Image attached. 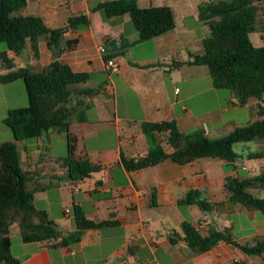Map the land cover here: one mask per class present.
Wrapping results in <instances>:
<instances>
[{
    "label": "crops",
    "instance_id": "1",
    "mask_svg": "<svg viewBox=\"0 0 264 264\" xmlns=\"http://www.w3.org/2000/svg\"><path fill=\"white\" fill-rule=\"evenodd\" d=\"M100 1L105 0H28L20 13L39 15L51 28L64 26L70 15H88L90 25L87 29L80 34L65 32L61 41L63 51L58 59L75 71L90 74L85 83L74 86L78 103L72 101L69 131L76 137L74 156H86L100 164L101 169L87 176L93 177V182L88 184L81 179L72 180L64 164L68 153L66 132L64 138H58L65 143L66 154L55 155L51 151L55 146V134L62 132L60 129H51L31 143L16 141V147L18 150V143H22L21 154L25 159L22 165L37 168L40 182L48 187L34 193L33 204L47 211L61 233L75 229L74 205L80 206L88 219L110 223L84 230L79 241L66 246L21 242L17 253L12 250L13 255L20 260L19 264H232L236 261L264 264V255L248 256L225 242L196 252L180 238L183 221L195 226L200 223L202 232L210 227L225 228L220 220L224 221L230 212L254 221V212L236 204H220L214 209L217 215L205 219L196 205H186L182 200L189 189L196 188L209 201L223 202L225 175H237L241 170L247 171L246 167L253 171L261 167L262 170L248 171V175L263 172L264 157L247 159L240 155L235 161L236 169L228 172L223 169L225 161L218 158H200L183 165L165 159L134 171L125 170L120 159L121 153L127 158L146 153L148 143L141 131L142 122L174 119L180 131L202 126L209 136H222L234 127L257 119L258 105L264 110V96L261 100L251 99L244 106H237L233 92L212 85L205 65L185 63L190 53L202 51V39L209 34L207 24L198 19L200 3L197 1L176 0L168 5L174 13V29L141 42H135L137 31H126L125 25L131 21L128 14L105 19L99 11H91ZM143 2L147 6L163 5V0ZM261 5L264 12V3ZM93 21L96 27H92ZM199 25L204 29L200 34L194 29ZM72 37H78V42L64 48V39ZM107 40H114L118 48L125 42L131 43L122 49L128 53L122 62L114 57L118 71L111 84L107 83L111 72L98 50V46H104L106 52L111 51ZM194 44L198 46L196 49ZM4 49L0 46V51ZM185 51L187 58L183 57ZM8 56L14 57L11 52ZM26 56L29 60L25 65L33 70L48 66L54 59L43 36L39 38V56L32 58L34 61L30 60L29 52ZM15 57L14 63L19 61ZM169 58L170 65L164 62ZM177 62L183 63L177 67ZM5 71L0 62V74ZM99 73H107V79H97ZM109 96L114 98L113 102ZM26 104L24 84L0 82V143L13 141L10 129L2 122L7 110ZM158 138L165 152H172L173 148L165 141L166 132L159 133ZM260 146L263 148L264 143ZM19 161H22L20 154ZM60 214L69 219L68 227L58 223ZM260 222L263 225L258 231L234 235L235 238L245 241L263 234L264 218ZM230 226L234 229L232 223ZM12 246L11 241V249Z\"/></svg>",
    "mask_w": 264,
    "mask_h": 264
},
{
    "label": "trees",
    "instance_id": "2",
    "mask_svg": "<svg viewBox=\"0 0 264 264\" xmlns=\"http://www.w3.org/2000/svg\"><path fill=\"white\" fill-rule=\"evenodd\" d=\"M28 0H0V62L6 69L0 74L1 83L21 79L27 104L10 108L2 122L7 126L13 141L0 143V264H19L11 249L10 231L13 225L18 228L24 243H41L50 247L66 246L80 240L86 229H98L109 221L88 219L80 206H73L75 229L61 233L55 221L46 210L33 204V196L47 185L39 179L37 168L31 169L20 164L16 141L36 139L51 129L66 132L67 156L64 164L72 180H80L101 169V165L86 156H74L76 137L69 131V117L72 114V101L78 103L74 86L85 83L90 74L75 71L69 64L58 59L63 48L61 41L67 30L81 33L90 25L86 13L70 15L62 27H49L44 19L35 14H21ZM262 5L254 0H209L198 4V19L205 22L209 34L202 39V51L190 53L185 63L205 65L212 85L217 89L230 90L235 95V105L244 106L249 100H261L264 96V12ZM91 11H99L104 18L128 14L138 33L135 42L149 40L169 32L175 27L173 10L168 5L141 6L137 0H105L97 2ZM258 31L261 46H254L249 34ZM43 36L47 48L54 59L40 70L30 66H16L14 57L27 47L34 58L39 56V38ZM78 42V37L64 39V48ZM110 52L103 60L126 54L122 50L131 43L116 46L114 40H107ZM120 51V52H119ZM11 52L14 57H9ZM183 62H177L178 67ZM263 102V101H262ZM258 118L241 126L234 127L222 136H209L202 126L180 131L174 119L161 122H142L140 127L148 143L143 155L127 158L122 153L120 159L127 171L154 166L165 159L183 165L200 158H218L225 161V172L235 170V161L240 157L233 146L239 142L264 138V110L259 104ZM166 132V143L173 148L165 152L158 134ZM247 159L264 157V147L246 153ZM264 187V171L253 175L226 174L224 188L226 198L221 203L209 201L200 190L189 189L182 203L196 205L201 211L212 212L220 204H239L249 212H259L264 217V197L250 191ZM184 244L196 252L211 249L218 242H225L248 256L264 255V233L238 241L231 226L221 230L207 228L205 232L189 221L181 223ZM232 264H245L236 261Z\"/></svg>",
    "mask_w": 264,
    "mask_h": 264
},
{
    "label": "rangeland",
    "instance_id": "3",
    "mask_svg": "<svg viewBox=\"0 0 264 264\" xmlns=\"http://www.w3.org/2000/svg\"><path fill=\"white\" fill-rule=\"evenodd\" d=\"M176 0H163L162 4L163 5H173L175 3ZM194 1H197L198 3H202L203 1H207V0H194ZM255 1H258V5H261V3H264V0H262V2L260 0H255ZM140 5L141 6H147L148 4H143V0H140ZM193 8H196L195 7V4L193 5ZM68 8H66L67 10ZM114 17V16H113ZM104 18V17H103ZM111 18V17H110ZM105 19H109V18H105ZM191 19V18H189ZM203 25H199V26H195V31L197 33H202V31L204 30ZM92 27H96L95 25V22L93 21L92 23ZM125 28H126V31H136V29L134 28L133 24L131 21H129V23L127 25H125ZM249 38H250V41L252 42V44L254 46H261L262 45V41L260 39V33L258 31H254V32H251L249 34ZM0 46H4L3 43H0ZM194 47L196 49V47H198L196 44H194ZM200 47H202V45H200ZM136 51V49H134ZM138 51V49H137ZM26 52H29L30 55H31V58L30 60L34 57L30 51V49L27 47L26 50H23L22 53H20L19 56H17V58H19V61H17L20 65H25V62L28 61L27 60V56H26ZM134 52V51H133ZM119 61L122 62L124 60V58L128 57V53L126 54H120L119 56ZM183 57L184 58H187V53L186 51L184 52L183 54ZM31 60V61H34V60ZM15 61H16V57H15ZM160 61H163V60H160ZM15 62V63H17ZM165 63H168V65H170L171 63V60L170 58L169 59H166L164 60ZM204 68H206V66H203ZM107 73H99L97 74V79H104L106 80L107 79ZM116 78V72H112L110 74V77L108 78L107 80V83L108 84H111L110 82H112L113 80H115ZM13 82H18V84H23L22 80L21 79H18V80H15ZM226 90V89H225ZM111 102H113L114 98L112 96H109ZM62 132H59L58 134H55L54 136V143H55V146L52 148V152L53 154L55 155H61V154H66V150H65V143L63 144V142H59L58 141V138L61 136V137H65V131L61 130ZM34 139H29V140H26L28 143H31V142H34L33 141ZM262 143H264V138H260V139H254V140H251V141H245V142H239V143H236L233 148L234 150L245 157V154L248 152V151H255V150H259L262 148V146H260ZM257 144V145H256ZM21 145L22 143H18V153L21 155V158H22V161L20 162V164H24L25 165V159L23 158V153L21 154ZM245 163H248L245 162ZM246 165V164H244ZM263 167V166H262ZM247 168V171H239V174L240 175H248V171L249 172H258L259 170H261V167L260 168H256L255 171H253L250 167H246ZM264 170V168H263ZM93 179L92 178H88V177H84L83 179L81 180H84L83 183H86L88 184L89 182H91ZM93 182V181H92ZM250 191H252V193L254 194H257L261 197H264V187L263 188H255V189H251ZM236 205H239V204H236ZM241 206V205H239ZM61 212V210H60ZM204 215L203 217L205 219H210L211 216H215L217 215V211H207V212H203ZM255 214V220L254 221H249L248 219H246L245 215L243 214H235V213H228L227 215V218L224 219V221L221 222L220 220V223L222 224H225L226 227H229L230 224L232 223L233 226H234V229H233V235L235 236H239V235H243L245 233H249V232H254V231H258V228L262 227L263 223H261L260 221L263 220V216L261 213L259 212H254ZM61 216H58L59 218H57V221H59L58 223L62 226V227H68V224H69V219H67L66 217L63 216V214H60ZM217 218V217H216ZM10 238H11V241H12V250L14 253H17V249H18V244H21V239H20V235L18 233V228L16 225H13L12 228H11V231H10Z\"/></svg>",
    "mask_w": 264,
    "mask_h": 264
},
{
    "label": "built area",
    "instance_id": "4",
    "mask_svg": "<svg viewBox=\"0 0 264 264\" xmlns=\"http://www.w3.org/2000/svg\"><path fill=\"white\" fill-rule=\"evenodd\" d=\"M98 50L101 54L104 55V53H105V47L104 46H98ZM104 62H105V65L107 66V68L109 69V71L111 73L118 71V64L114 58H109L107 61H104ZM65 212L67 213L68 209H66ZM196 225H197L196 227H199V228L202 227L200 223L196 224Z\"/></svg>",
    "mask_w": 264,
    "mask_h": 264
}]
</instances>
